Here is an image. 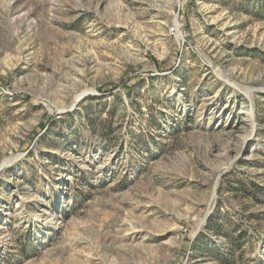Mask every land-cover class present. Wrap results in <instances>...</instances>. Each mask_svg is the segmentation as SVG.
<instances>
[{"label": "rangeland", "instance_id": "1", "mask_svg": "<svg viewBox=\"0 0 264 264\" xmlns=\"http://www.w3.org/2000/svg\"><path fill=\"white\" fill-rule=\"evenodd\" d=\"M0 264H264V0H0Z\"/></svg>", "mask_w": 264, "mask_h": 264}, {"label": "water", "instance_id": "2", "mask_svg": "<svg viewBox=\"0 0 264 264\" xmlns=\"http://www.w3.org/2000/svg\"><path fill=\"white\" fill-rule=\"evenodd\" d=\"M86 96H87V95L80 96V97L76 100V103H75V105H74V107H73L72 110H75L76 107L79 105V103H81V102L86 98ZM65 113H68V111H62V112H60V114H65ZM208 216H209V214L206 215V217L204 218V222L208 219Z\"/></svg>", "mask_w": 264, "mask_h": 264}, {"label": "trees", "instance_id": "3", "mask_svg": "<svg viewBox=\"0 0 264 264\" xmlns=\"http://www.w3.org/2000/svg\"><path fill=\"white\" fill-rule=\"evenodd\" d=\"M67 116H72V114H68Z\"/></svg>", "mask_w": 264, "mask_h": 264}]
</instances>
